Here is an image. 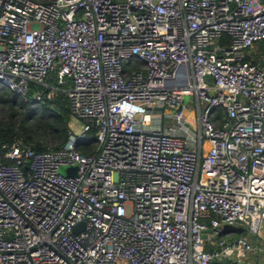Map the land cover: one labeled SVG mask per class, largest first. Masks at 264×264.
I'll return each mask as SVG.
<instances>
[{"label": "built area", "instance_id": "obj_1", "mask_svg": "<svg viewBox=\"0 0 264 264\" xmlns=\"http://www.w3.org/2000/svg\"><path fill=\"white\" fill-rule=\"evenodd\" d=\"M257 41L262 0H0V83L31 102L62 91L81 122L57 147L0 142V264L264 250Z\"/></svg>", "mask_w": 264, "mask_h": 264}, {"label": "rangeland", "instance_id": "obj_2", "mask_svg": "<svg viewBox=\"0 0 264 264\" xmlns=\"http://www.w3.org/2000/svg\"><path fill=\"white\" fill-rule=\"evenodd\" d=\"M257 59L259 58L257 57ZM12 92L15 91L9 90L0 83V120L12 121L17 129V133L21 137H25L26 142L33 143L34 141H38L41 145H56L62 139V130L60 127L48 123L51 116L48 115L49 111L43 106L44 100L31 102L30 100L23 99L16 92V94ZM10 104H12V107H10ZM80 125V120L70 114L68 127L73 132L78 133L81 129ZM87 146L92 147L93 143H88ZM63 168L68 173H74L75 171V166L73 165L59 166L60 171H63ZM260 255H263L262 250H260ZM243 263L247 264L245 260Z\"/></svg>", "mask_w": 264, "mask_h": 264}, {"label": "trees", "instance_id": "obj_3", "mask_svg": "<svg viewBox=\"0 0 264 264\" xmlns=\"http://www.w3.org/2000/svg\"><path fill=\"white\" fill-rule=\"evenodd\" d=\"M227 40V37L226 39ZM251 50L249 49L246 51L245 57L248 58L250 56ZM251 60L255 61V57L251 58ZM36 86L39 87L37 84H31V86ZM31 91V89H30ZM30 91L27 94H30ZM16 94L15 92H12ZM43 106L45 109L49 111L48 115L51 116L49 117V124L54 125L57 127H60L62 130V139L56 144L52 146H46V145H41L38 143V141H34L33 143H30L29 141L26 142L25 137H21L17 133V129L15 128L14 124L12 121L7 120V121H1L0 120V142L2 141H8L11 142L15 139H19L25 143H28L30 146L36 149H45L48 147H57L59 146L63 141L64 138H66V135L68 133L69 127H68V119H69V109L67 106V100L64 92L62 91H56V93H53L50 98H43ZM10 107H12V104H10ZM92 135V131H88L84 133V136L90 137Z\"/></svg>", "mask_w": 264, "mask_h": 264}, {"label": "crops", "instance_id": "obj_4", "mask_svg": "<svg viewBox=\"0 0 264 264\" xmlns=\"http://www.w3.org/2000/svg\"><path fill=\"white\" fill-rule=\"evenodd\" d=\"M251 52H250V56H248V58H253L255 57V61L264 66V48L261 45L260 41H257L256 43H254V45L251 47ZM257 57L259 59H257ZM251 237V235H250ZM263 251V255H260V251L255 254L253 252H250L247 254L245 261L247 262V264H264V250ZM211 264H223L222 261H213Z\"/></svg>", "mask_w": 264, "mask_h": 264}, {"label": "water", "instance_id": "obj_5", "mask_svg": "<svg viewBox=\"0 0 264 264\" xmlns=\"http://www.w3.org/2000/svg\"><path fill=\"white\" fill-rule=\"evenodd\" d=\"M263 2H264V0H262ZM63 170L65 171V168H63ZM82 224V222H79L78 224H77V226H80Z\"/></svg>", "mask_w": 264, "mask_h": 264}, {"label": "clouds", "instance_id": "obj_6", "mask_svg": "<svg viewBox=\"0 0 264 264\" xmlns=\"http://www.w3.org/2000/svg\"><path fill=\"white\" fill-rule=\"evenodd\" d=\"M69 128H70V127H69ZM87 148H88V147H87ZM87 148H86V149H87Z\"/></svg>", "mask_w": 264, "mask_h": 264}]
</instances>
